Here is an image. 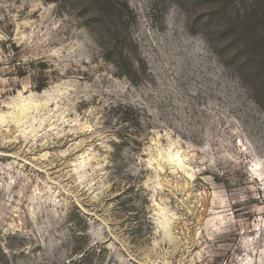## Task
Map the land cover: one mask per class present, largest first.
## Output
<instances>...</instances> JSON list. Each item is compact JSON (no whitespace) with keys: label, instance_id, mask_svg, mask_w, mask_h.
I'll return each mask as SVG.
<instances>
[{"label":"rangeland","instance_id":"obj_1","mask_svg":"<svg viewBox=\"0 0 264 264\" xmlns=\"http://www.w3.org/2000/svg\"><path fill=\"white\" fill-rule=\"evenodd\" d=\"M0 0V264H264V0Z\"/></svg>","mask_w":264,"mask_h":264},{"label":"trees","instance_id":"obj_2","mask_svg":"<svg viewBox=\"0 0 264 264\" xmlns=\"http://www.w3.org/2000/svg\"><path fill=\"white\" fill-rule=\"evenodd\" d=\"M112 0H101V7L102 8H105V7H109V6H112Z\"/></svg>","mask_w":264,"mask_h":264}]
</instances>
